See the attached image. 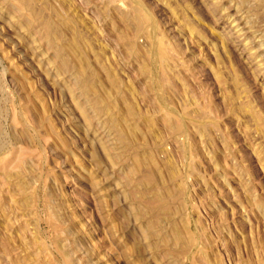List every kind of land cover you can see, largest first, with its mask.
<instances>
[{
    "label": "rangeland",
    "instance_id": "rangeland-1",
    "mask_svg": "<svg viewBox=\"0 0 264 264\" xmlns=\"http://www.w3.org/2000/svg\"><path fill=\"white\" fill-rule=\"evenodd\" d=\"M31 1L0 0V264H264V0Z\"/></svg>",
    "mask_w": 264,
    "mask_h": 264
},
{
    "label": "bare ground",
    "instance_id": "bare-ground-1",
    "mask_svg": "<svg viewBox=\"0 0 264 264\" xmlns=\"http://www.w3.org/2000/svg\"><path fill=\"white\" fill-rule=\"evenodd\" d=\"M19 3H20V5L22 6V8L24 9V10H29L30 8H31V3H32V1L31 0H17ZM135 15L136 16H138L137 15V13L135 12ZM139 16H140V14H139ZM146 18V16H140L139 17V24L141 25L142 24V21H144V20H146L145 19ZM141 22V23H140ZM59 53H61L60 51H59ZM66 64V63H65ZM179 124H181V123H179ZM179 124L176 122V125H174V130L175 131H177V132H180V126H179ZM181 133V132H180ZM165 195V194H164ZM164 195H162L159 199L165 204V203H167L168 204V202L170 201V199L169 198H167V200H166V198H164L163 196ZM166 197V196H165ZM167 197H170V196H168L167 195ZM169 199V200H168ZM165 201H168V202H165ZM162 206H163V204H162Z\"/></svg>",
    "mask_w": 264,
    "mask_h": 264
}]
</instances>
